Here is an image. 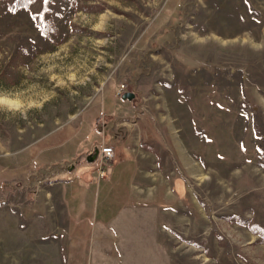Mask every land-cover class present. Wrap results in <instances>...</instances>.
Instances as JSON below:
<instances>
[{
    "label": "rangeland",
    "instance_id": "374dc122",
    "mask_svg": "<svg viewBox=\"0 0 264 264\" xmlns=\"http://www.w3.org/2000/svg\"><path fill=\"white\" fill-rule=\"evenodd\" d=\"M120 83L132 195L82 241L28 146ZM0 264H264V0H0Z\"/></svg>",
    "mask_w": 264,
    "mask_h": 264
},
{
    "label": "crops",
    "instance_id": "0c3cea01",
    "mask_svg": "<svg viewBox=\"0 0 264 264\" xmlns=\"http://www.w3.org/2000/svg\"><path fill=\"white\" fill-rule=\"evenodd\" d=\"M114 88L115 86H112L113 97H120L121 94L116 95ZM109 89H105L101 94L100 103L101 97L105 98ZM122 101L124 102V100ZM110 102L108 100L107 109H103V113L100 114L99 112L93 119L84 117L83 114L86 111L84 110L75 126L69 123L60 126L28 146L30 165L44 170H50L51 167L58 170L60 178L49 183L43 190L54 194L59 193L60 199L64 200V210L69 219V231L75 238H78L77 232H80L81 238L79 239L82 241L88 240L85 239L88 236L87 229L116 225L123 220L121 217L126 212L132 195V180L135 170H137L138 157L135 156L134 152L132 154V148L123 145L129 134L123 136L121 132L130 130V126L124 118L134 107H131V104H126L128 102H124L122 108H117L118 106L115 104L114 109L116 110L111 111ZM119 118L120 121H114ZM94 123L97 127L101 125V128H103L104 123L106 124L109 133L106 137H101V143L111 145L114 151L112 159L106 163V176L98 177L96 171H91L65 178L64 173L67 172L66 169L70 165L68 161L76 160L81 155L86 156L88 151L97 145L95 137H91L94 136L92 131ZM114 130L119 131L117 136H114ZM133 151H135L134 148ZM114 157L115 159H113ZM94 193H96V203L95 213L92 216L89 203L92 204L91 209H93L92 197ZM86 199L89 209L82 208ZM73 214L74 219L72 218ZM103 236H109V234L104 232Z\"/></svg>",
    "mask_w": 264,
    "mask_h": 264
},
{
    "label": "built area",
    "instance_id": "2783aa9c",
    "mask_svg": "<svg viewBox=\"0 0 264 264\" xmlns=\"http://www.w3.org/2000/svg\"><path fill=\"white\" fill-rule=\"evenodd\" d=\"M125 90L124 84L120 83L114 88V92L116 95H120ZM96 150L95 154V161L97 162L96 165V173L98 177H105L107 172V165L106 163L112 159L114 151L113 147L107 143H100L97 145H94L93 148H91L90 151H88V154L91 152H94Z\"/></svg>",
    "mask_w": 264,
    "mask_h": 264
},
{
    "label": "water",
    "instance_id": "95a60500",
    "mask_svg": "<svg viewBox=\"0 0 264 264\" xmlns=\"http://www.w3.org/2000/svg\"><path fill=\"white\" fill-rule=\"evenodd\" d=\"M122 100H128L130 101L134 97V93L131 91H123L120 95ZM96 150L93 152V154L87 155L86 160L92 161L95 158Z\"/></svg>",
    "mask_w": 264,
    "mask_h": 264
},
{
    "label": "bare ground",
    "instance_id": "6f19581e",
    "mask_svg": "<svg viewBox=\"0 0 264 264\" xmlns=\"http://www.w3.org/2000/svg\"><path fill=\"white\" fill-rule=\"evenodd\" d=\"M6 104H7L8 106H12V107H13V106H17V105H15L14 103H12V102H10V101H7Z\"/></svg>",
    "mask_w": 264,
    "mask_h": 264
},
{
    "label": "trees",
    "instance_id": "16d2710c",
    "mask_svg": "<svg viewBox=\"0 0 264 264\" xmlns=\"http://www.w3.org/2000/svg\"><path fill=\"white\" fill-rule=\"evenodd\" d=\"M131 100H133V99H131ZM98 117V116H97ZM95 118L96 120L98 119V118ZM76 160L75 159H72V160H70V161H68V162H75Z\"/></svg>",
    "mask_w": 264,
    "mask_h": 264
},
{
    "label": "snow or ice",
    "instance_id": "6c2138e0",
    "mask_svg": "<svg viewBox=\"0 0 264 264\" xmlns=\"http://www.w3.org/2000/svg\"><path fill=\"white\" fill-rule=\"evenodd\" d=\"M29 2H32V0H29ZM44 3L47 4L48 0H44Z\"/></svg>",
    "mask_w": 264,
    "mask_h": 264
}]
</instances>
